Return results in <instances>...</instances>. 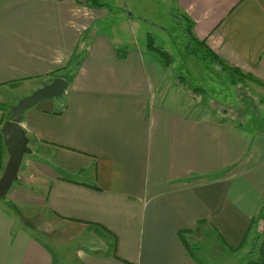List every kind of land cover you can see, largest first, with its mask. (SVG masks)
<instances>
[{
	"label": "crops",
	"instance_id": "crops-1",
	"mask_svg": "<svg viewBox=\"0 0 264 264\" xmlns=\"http://www.w3.org/2000/svg\"><path fill=\"white\" fill-rule=\"evenodd\" d=\"M169 1L223 60L264 81V0ZM109 7L0 0V86L71 71L65 93L22 120L41 159L25 200L46 211L38 225L23 219L45 238L16 229L0 203V264L63 263L67 241L74 264H219L214 245L195 255L184 240L211 232L234 255L251 241L264 208V119L202 105L173 65L110 28ZM10 109L0 107L1 127ZM235 257L225 264L253 260Z\"/></svg>",
	"mask_w": 264,
	"mask_h": 264
},
{
	"label": "rangeland",
	"instance_id": "rangeland-1",
	"mask_svg": "<svg viewBox=\"0 0 264 264\" xmlns=\"http://www.w3.org/2000/svg\"><path fill=\"white\" fill-rule=\"evenodd\" d=\"M102 1L110 5V15L106 19H111L110 24L112 26L110 25V28L116 26V29L120 30L121 33L125 32L126 42L131 45L138 43L142 47H146L148 44V36L151 34L155 39L156 45L167 49L176 57L173 68H175L174 72L177 77L179 78L180 75H184L189 78V82L192 85L204 88V92L200 94L193 89L191 90L193 97L194 95H198L201 99L200 103L202 105H205L204 100H206L209 106L228 111L234 114V116L242 115L244 112H250L253 116L252 121L254 120L253 122L255 124H258V120L261 117L264 119V87L255 84L250 79L242 77L229 69H222V66L218 63L209 61L211 68H208L207 64L209 63L186 56L185 46L188 40L179 23L171 13L172 6L169 0ZM105 26V28H108L106 24ZM64 71L67 74L69 73V75L71 73L68 69ZM43 85L44 80L37 79L29 82H21L13 86H0V107H12L15 105L14 103L19 102L20 99L31 94ZM194 104L197 106L201 105L196 102ZM30 146L32 152L25 155L19 172V178L15 181L6 197L0 198V203L3 206L5 205L4 208L12 213L16 219V229L25 227L37 237L45 238L44 235L40 236V232L31 227L30 224H27L25 219H23V216H26L38 225L43 223L42 216L46 213L42 207L25 200L28 191H37L36 186L38 185L35 184L39 176L37 162L41 160L39 152L37 151V145L30 142ZM258 234L260 236L257 245H255L256 241L251 239L248 245H245L236 255L230 253L224 246V250L220 252V248L215 246V242L217 241L211 232H207L206 234L196 232L193 238H188V242L190 243L191 251L195 255L198 254V250L200 249L212 250L214 245L213 250L224 257L222 261L217 260L216 262L225 264L229 259L228 257L232 256H236L234 258L236 262L242 260L244 257L250 260H259L264 250V219L259 220L257 230L251 232L250 235L253 238L254 236L257 237ZM64 243L59 248L61 255L58 256L59 258L63 257L64 261L63 263H59L74 264V254L72 252L75 251L76 241H67ZM207 260L214 261V258L208 257ZM238 264L243 263L240 262Z\"/></svg>",
	"mask_w": 264,
	"mask_h": 264
},
{
	"label": "water",
	"instance_id": "water-1",
	"mask_svg": "<svg viewBox=\"0 0 264 264\" xmlns=\"http://www.w3.org/2000/svg\"><path fill=\"white\" fill-rule=\"evenodd\" d=\"M69 86V81L64 76H57L31 94L23 97L10 109L7 120L4 121L1 132L5 146L8 150V160L0 176V198L6 197L15 181L27 153L32 152L30 138L22 126L25 112L44 99L61 97Z\"/></svg>",
	"mask_w": 264,
	"mask_h": 264
},
{
	"label": "trees",
	"instance_id": "trees-1",
	"mask_svg": "<svg viewBox=\"0 0 264 264\" xmlns=\"http://www.w3.org/2000/svg\"><path fill=\"white\" fill-rule=\"evenodd\" d=\"M81 1H87V3H89L95 7L110 6L108 3H106L102 0H81ZM174 9H175V7L173 6L171 13L175 17L176 21L179 23L183 33L185 34V36L187 37V40H188L187 44L185 46L187 57L202 60V61H205L207 63H209V61L214 62V63H218L222 66V69H229L232 72H235L242 77L250 79L252 82H255L259 86L264 87V81L263 80L257 78L256 76H254L253 74H251L249 72L246 73L243 70H241L240 68H238L236 66H232L229 63H227L225 60H223L210 47V45L207 43V41L205 39H200L195 34V32H194L195 23L193 22V20H191L188 16L179 15ZM147 47L150 51L154 52L156 55L159 56V58L162 60V62L165 64V66L174 65L176 57L172 53H170L167 49H164L163 47L156 45L155 39L151 34H149V36H148ZM122 51L123 50H120V52H122ZM207 67L211 68L210 63L207 64ZM52 74H54V76L52 78H55L57 76L67 77L66 74L63 73V71L62 72L55 71V72H52ZM179 78L184 82L185 85H187L189 88L193 89L195 92H200V91L203 92L204 91V88H202L200 86L192 85L189 82L188 77H186L184 75H180ZM10 108H8V109H10ZM8 114H10V113H8ZM0 136L3 138V134L1 132V126H0ZM3 169H4V165H1L0 174L2 173ZM260 219L261 220L264 219V208L262 209L261 213L253 219L251 227H250V231H249L250 234H251V232H255V230H257ZM181 235L183 236L182 233H181ZM259 236H260V234H258L257 237L254 236L252 238V239H254L253 241H256L255 245L258 244ZM183 239H184V237H183ZM184 243L187 246V248L189 250H191L190 249L191 248L190 243L186 240H184ZM248 264H264V252L262 253V256L259 260H252Z\"/></svg>",
	"mask_w": 264,
	"mask_h": 264
}]
</instances>
